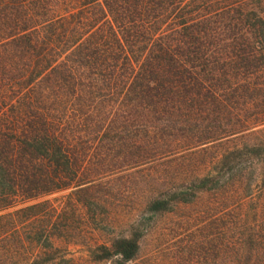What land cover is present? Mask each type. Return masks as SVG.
Listing matches in <instances>:
<instances>
[{
    "label": "trees",
    "instance_id": "1",
    "mask_svg": "<svg viewBox=\"0 0 264 264\" xmlns=\"http://www.w3.org/2000/svg\"><path fill=\"white\" fill-rule=\"evenodd\" d=\"M127 197L264 264V0H0V264H127Z\"/></svg>",
    "mask_w": 264,
    "mask_h": 264
},
{
    "label": "rangeland",
    "instance_id": "2",
    "mask_svg": "<svg viewBox=\"0 0 264 264\" xmlns=\"http://www.w3.org/2000/svg\"><path fill=\"white\" fill-rule=\"evenodd\" d=\"M67 190L48 194L53 199ZM119 229H127L130 212L134 213L137 256L127 264H200V199L195 204L177 205L170 212L141 209V197L120 200Z\"/></svg>",
    "mask_w": 264,
    "mask_h": 264
}]
</instances>
